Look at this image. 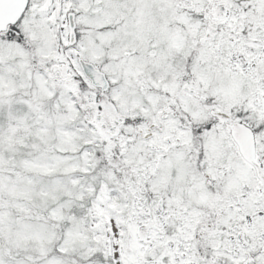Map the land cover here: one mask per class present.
Instances as JSON below:
<instances>
[{"label":"snow or ice","instance_id":"obj_1","mask_svg":"<svg viewBox=\"0 0 264 264\" xmlns=\"http://www.w3.org/2000/svg\"><path fill=\"white\" fill-rule=\"evenodd\" d=\"M0 264H264V0H0Z\"/></svg>","mask_w":264,"mask_h":264}]
</instances>
